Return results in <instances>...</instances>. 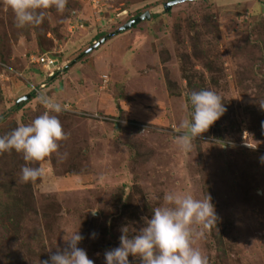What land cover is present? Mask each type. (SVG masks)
Returning <instances> with one entry per match:
<instances>
[{
  "label": "rangeland",
  "instance_id": "rangeland-1",
  "mask_svg": "<svg viewBox=\"0 0 264 264\" xmlns=\"http://www.w3.org/2000/svg\"><path fill=\"white\" fill-rule=\"evenodd\" d=\"M169 1L68 0L62 13L43 10L41 25L18 28L0 0V136L48 111L41 92L66 106L51 114L68 134L42 161L0 153V264H43L77 229L78 247L105 264L122 227L138 233L172 191L211 197L217 226H193L208 264H264V0H186L165 11ZM145 11L150 19L84 54ZM40 55L54 65L36 63ZM32 86L37 95L18 105ZM205 89L226 112L183 151L189 94ZM24 166L46 174L23 183Z\"/></svg>",
  "mask_w": 264,
  "mask_h": 264
},
{
  "label": "clouds",
  "instance_id": "clouds-1",
  "mask_svg": "<svg viewBox=\"0 0 264 264\" xmlns=\"http://www.w3.org/2000/svg\"><path fill=\"white\" fill-rule=\"evenodd\" d=\"M7 3L15 13L16 26L23 28L41 25L46 18L43 10L54 7L58 12H64L68 0H7ZM38 100L48 111L31 124H21L0 136V153L14 149L23 153L25 161H42L57 152L58 141L67 139L68 134L63 131L60 120L51 114L61 113L66 106L43 92ZM189 100L191 118L181 122L177 140L183 151H191L193 139L226 112L223 98L212 90L193 91ZM261 160L264 162V157ZM45 174L43 167L24 166L20 179L23 183H35ZM164 200L165 206L155 208L138 233L130 235L129 228L122 227L120 245L105 252V264H132L130 255L140 258L141 264H208L206 255L194 247V241L204 232L193 226L199 225L202 229L217 226L218 216L211 197L197 199L191 194L172 191L165 194ZM91 235L95 238L97 233ZM83 239L79 229L74 230L66 240L67 247L51 255L50 260L43 261V264H95L86 250L78 247Z\"/></svg>",
  "mask_w": 264,
  "mask_h": 264
},
{
  "label": "water",
  "instance_id": "water-1",
  "mask_svg": "<svg viewBox=\"0 0 264 264\" xmlns=\"http://www.w3.org/2000/svg\"><path fill=\"white\" fill-rule=\"evenodd\" d=\"M184 1H186V0H171L169 2H166L164 4V10L168 11L172 6H174L180 2H184ZM147 19H150L149 11H145L144 13L132 18L131 20H129L128 22H126L125 24H123L119 28H117L114 32L107 34V36L103 37L101 40L94 43L91 48H89L88 50H86L84 52V54H89L91 51L95 50L98 46L103 44L108 38H111L117 34H120L124 31H127V30L133 28L134 26H136L137 24H139L140 22L145 21ZM80 57H82V55ZM30 97H31L30 94H26V95L22 96L21 98L18 99L17 104L19 105L20 102H24V101L29 100Z\"/></svg>",
  "mask_w": 264,
  "mask_h": 264
},
{
  "label": "built area",
  "instance_id": "built-area-1",
  "mask_svg": "<svg viewBox=\"0 0 264 264\" xmlns=\"http://www.w3.org/2000/svg\"><path fill=\"white\" fill-rule=\"evenodd\" d=\"M34 58H35L36 63L44 65L47 68L54 65V62L56 61L45 55L35 56ZM44 87H45V84L40 85V88H44ZM32 90H35V86H32Z\"/></svg>",
  "mask_w": 264,
  "mask_h": 264
},
{
  "label": "trees",
  "instance_id": "trees-1",
  "mask_svg": "<svg viewBox=\"0 0 264 264\" xmlns=\"http://www.w3.org/2000/svg\"><path fill=\"white\" fill-rule=\"evenodd\" d=\"M52 59H53V58H52ZM45 68H46V67H45ZM55 72H56V74L59 73L58 71H55ZM55 72H54V74H55ZM48 73H49V72H48ZM48 73H47V79H52L53 76H49ZM41 83H45V82L42 81ZM41 83H40V84H41ZM45 84H46V83H45ZM30 95H31V97H30V99H31L33 96H35V95H37V94L35 93L34 90H32ZM17 107H18V106H17Z\"/></svg>",
  "mask_w": 264,
  "mask_h": 264
}]
</instances>
